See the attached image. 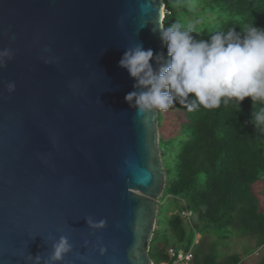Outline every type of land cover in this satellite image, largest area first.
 <instances>
[{"label": "water", "instance_id": "1", "mask_svg": "<svg viewBox=\"0 0 264 264\" xmlns=\"http://www.w3.org/2000/svg\"><path fill=\"white\" fill-rule=\"evenodd\" d=\"M165 7L0 0V264L47 259L60 236L72 245L63 264H155L159 111L130 108L135 80L119 61L138 43L165 54L152 30Z\"/></svg>", "mask_w": 264, "mask_h": 264}, {"label": "trees", "instance_id": "2", "mask_svg": "<svg viewBox=\"0 0 264 264\" xmlns=\"http://www.w3.org/2000/svg\"><path fill=\"white\" fill-rule=\"evenodd\" d=\"M165 4V27L176 22L190 26L196 39L206 40L230 28L240 33L252 23L264 28V0H165ZM166 60L167 48L162 66ZM262 107L248 97L240 107L232 100L219 108L189 112L177 103L159 111L160 148L168 178L150 250L155 264L168 261L170 247L194 248L197 235L209 229L243 230L264 245L263 202L253 192L255 184H264V126H255L252 120V113ZM171 199L185 206L171 211L164 206ZM184 211L191 215L185 218ZM194 264L246 263L238 255L219 261L200 251L195 252Z\"/></svg>", "mask_w": 264, "mask_h": 264}, {"label": "clouds", "instance_id": "3", "mask_svg": "<svg viewBox=\"0 0 264 264\" xmlns=\"http://www.w3.org/2000/svg\"><path fill=\"white\" fill-rule=\"evenodd\" d=\"M152 30L159 32L167 47L163 66L157 70L150 63L153 59L158 62L163 53L154 55L153 49L140 43L128 47L119 61L135 80V90L126 94L125 100L137 114L166 112L177 103L189 112L200 107L219 108L222 102L227 105L232 100L240 107L248 97L253 105L264 104V28L252 23L240 33L230 28L226 33L214 32L206 40L196 39L192 27L179 22ZM252 117L255 126H264V107ZM71 251L68 237L60 236L53 239L47 259L28 255L25 260L26 264H63Z\"/></svg>", "mask_w": 264, "mask_h": 264}, {"label": "rangeland", "instance_id": "4", "mask_svg": "<svg viewBox=\"0 0 264 264\" xmlns=\"http://www.w3.org/2000/svg\"><path fill=\"white\" fill-rule=\"evenodd\" d=\"M180 136L182 137L183 135ZM203 181V177L200 176L199 183H203ZM253 192L259 200L263 202L264 209V184L262 181L253 186ZM175 202L179 206H175ZM184 204L185 202L181 200L171 199L165 202L164 206H168L171 211H175L179 210L180 206H185ZM167 212L168 209L165 208V214H168ZM195 242V252H210L217 257L219 261H225L230 256L238 255L246 264H260L261 260L264 258V245L258 244L257 237L253 233L243 230H233L229 228L225 232L211 231L209 229L201 235H197Z\"/></svg>", "mask_w": 264, "mask_h": 264}, {"label": "built area", "instance_id": "5", "mask_svg": "<svg viewBox=\"0 0 264 264\" xmlns=\"http://www.w3.org/2000/svg\"><path fill=\"white\" fill-rule=\"evenodd\" d=\"M167 12V11H166ZM171 14V12H168ZM191 212L184 211L183 216L185 218L189 217ZM168 261L161 264H194L195 262V249L191 248L189 250L177 249L175 247H170L167 250Z\"/></svg>", "mask_w": 264, "mask_h": 264}]
</instances>
